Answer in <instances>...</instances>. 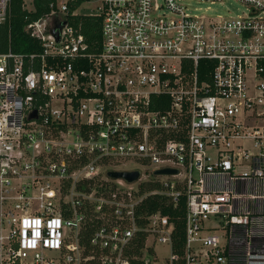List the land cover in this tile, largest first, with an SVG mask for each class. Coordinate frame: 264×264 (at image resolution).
<instances>
[{
  "label": "built area",
  "instance_id": "obj_1",
  "mask_svg": "<svg viewBox=\"0 0 264 264\" xmlns=\"http://www.w3.org/2000/svg\"><path fill=\"white\" fill-rule=\"evenodd\" d=\"M46 1L24 53L0 0V264H264V0H100L98 49ZM154 195L186 200L178 249Z\"/></svg>",
  "mask_w": 264,
  "mask_h": 264
},
{
  "label": "trees",
  "instance_id": "obj_2",
  "mask_svg": "<svg viewBox=\"0 0 264 264\" xmlns=\"http://www.w3.org/2000/svg\"><path fill=\"white\" fill-rule=\"evenodd\" d=\"M89 0H69V16L68 22L75 28H80L82 34L86 38V42L92 49H98L101 46L102 40V19L101 17H94L88 15H72L78 7ZM24 0H13L11 17L9 25H5L2 30L1 39L4 41L8 27L11 28L13 43V50L16 52H35L40 51V45L33 40L25 31L24 18L28 15L27 11L23 9ZM35 12L30 15L32 20H37L47 13H50L49 4L46 0H34ZM97 47V48H96ZM156 185L151 184V188ZM147 210L149 213L160 211L162 214L168 216L175 225L174 237H179V242L176 244L177 249L184 240L185 216H186V200L182 198L176 205L169 197L154 195L146 200Z\"/></svg>",
  "mask_w": 264,
  "mask_h": 264
},
{
  "label": "rangeland",
  "instance_id": "obj_3",
  "mask_svg": "<svg viewBox=\"0 0 264 264\" xmlns=\"http://www.w3.org/2000/svg\"><path fill=\"white\" fill-rule=\"evenodd\" d=\"M25 1V8L29 11H34L35 10V6H34V2L33 0H24ZM61 4L69 1V0H58ZM74 1V0H73ZM76 1V0H75ZM101 3L100 0H89L84 2L81 7H78L77 9H75L74 14L76 15H88V16H96L100 13L99 7H100ZM224 5L222 6L220 4H215V5H210V8L212 9V11H214L216 14H227V9L230 10V13L232 16H236V15H244L247 14V10L244 6H242L241 4L235 2L234 0H224ZM203 8L208 7L209 5H201ZM203 14H206L205 11H203ZM147 169H151L152 168H148L144 165H141L139 162L137 161H130L127 162L123 165H118L112 168L113 171H126V170H139L142 171L143 173H145V171ZM103 175V174H102ZM168 254V249L165 250L164 247H159V255L160 257H165Z\"/></svg>",
  "mask_w": 264,
  "mask_h": 264
},
{
  "label": "water",
  "instance_id": "obj_4",
  "mask_svg": "<svg viewBox=\"0 0 264 264\" xmlns=\"http://www.w3.org/2000/svg\"><path fill=\"white\" fill-rule=\"evenodd\" d=\"M61 28H62V24L55 22L54 27L51 29V33L57 37V40L59 39V29ZM176 174H178V171L173 169H164L155 172V176L176 175ZM107 176L112 180H125L128 183H133L140 178V173L137 171L134 172L110 171Z\"/></svg>",
  "mask_w": 264,
  "mask_h": 264
},
{
  "label": "crops",
  "instance_id": "obj_5",
  "mask_svg": "<svg viewBox=\"0 0 264 264\" xmlns=\"http://www.w3.org/2000/svg\"><path fill=\"white\" fill-rule=\"evenodd\" d=\"M33 2H34V0H33Z\"/></svg>",
  "mask_w": 264,
  "mask_h": 264
}]
</instances>
